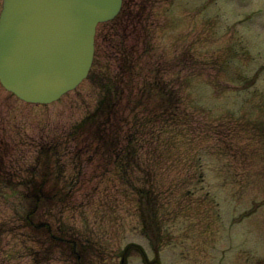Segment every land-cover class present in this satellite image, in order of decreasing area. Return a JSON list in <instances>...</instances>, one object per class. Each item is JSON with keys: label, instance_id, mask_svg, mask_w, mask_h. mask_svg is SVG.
<instances>
[{"label": "rangeland", "instance_id": "obj_1", "mask_svg": "<svg viewBox=\"0 0 264 264\" xmlns=\"http://www.w3.org/2000/svg\"><path fill=\"white\" fill-rule=\"evenodd\" d=\"M148 5L154 59L170 63L181 99V121L155 127L157 140L142 152L149 179L130 170L123 180L102 160L86 166L87 151L64 144L97 104L91 81L50 105L24 103L0 83V264H34L32 253L41 256L21 236V183L32 168L38 180L56 173L55 155L37 161L54 143L63 179L80 180L61 220L95 241L96 264H121L129 244L142 247L147 261L132 249L126 264H264V0ZM100 33L107 51L109 27ZM143 185L157 193L156 217L138 202Z\"/></svg>", "mask_w": 264, "mask_h": 264}, {"label": "trees", "instance_id": "obj_2", "mask_svg": "<svg viewBox=\"0 0 264 264\" xmlns=\"http://www.w3.org/2000/svg\"><path fill=\"white\" fill-rule=\"evenodd\" d=\"M134 1L126 0L116 19L101 25L108 26L110 33L105 39L107 51L103 49L101 33L98 35L95 62L89 77L99 91L97 104L68 131L64 144L71 146L73 143L74 147H79L74 150L75 154L87 151L86 166L102 160L107 171L109 166L115 167L123 180L129 179L130 170L142 172L147 180L150 171L141 169L142 152L150 150V145L157 140L155 127L162 124L165 129L159 130L161 132L181 121V99L173 83L176 79L168 78L170 63L153 56L154 45H151V30L147 18L144 20V10L156 0H141L143 5L137 11L132 10L136 7ZM137 30L142 33V42ZM185 119L187 121L188 115ZM58 152L57 143H54L42 148L37 158V161L49 162L55 155L56 173L47 171L42 180H38L32 168L30 176L21 183L25 187L19 214L24 229L21 236L25 242L41 249V256L32 253L34 264H46L47 260L96 264L95 259H101L102 254L93 243L95 241L61 220V213L69 203L66 197L76 190L80 180L68 183L63 179V164L56 156ZM143 186L136 187L138 202L149 206L148 214L156 217L157 193L151 186ZM55 209L59 213L57 220ZM132 249L147 261L142 247L129 244L120 254L121 264H126Z\"/></svg>", "mask_w": 264, "mask_h": 264}, {"label": "water", "instance_id": "obj_3", "mask_svg": "<svg viewBox=\"0 0 264 264\" xmlns=\"http://www.w3.org/2000/svg\"><path fill=\"white\" fill-rule=\"evenodd\" d=\"M123 0H4L0 81L21 100L50 104L74 90L92 67L98 24Z\"/></svg>", "mask_w": 264, "mask_h": 264}]
</instances>
